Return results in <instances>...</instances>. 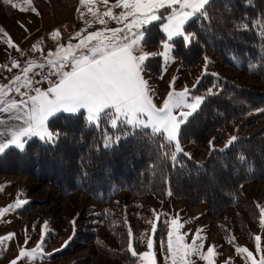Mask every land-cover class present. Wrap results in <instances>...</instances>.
I'll use <instances>...</instances> for the list:
<instances>
[{
    "label": "rangeland",
    "instance_id": "rangeland-1",
    "mask_svg": "<svg viewBox=\"0 0 264 264\" xmlns=\"http://www.w3.org/2000/svg\"><path fill=\"white\" fill-rule=\"evenodd\" d=\"M54 1L55 3L53 0H33L32 5H28L24 0H14L19 5L17 8L0 2V28L8 34L4 36L0 33V66H7L0 67V83L7 84L15 75L22 74L20 69L13 68L11 72L7 70L11 67L12 61H20L22 65L28 60L45 63L47 53L55 51L61 43L65 46L68 43H77L74 41L75 30L81 31L85 25H74L73 21L70 22L71 17L66 4L61 6L59 0ZM21 7L29 9L35 7L37 11H21ZM54 30L60 33L55 39ZM9 37L17 47L8 45ZM166 39V36L155 41L144 39L142 45L147 52L157 53L150 56L147 61L144 78L155 93L153 100L158 107L162 106L173 80L176 91L183 90L185 86L189 89L193 87L204 72L205 57L208 58L207 71L227 77L238 85L264 90V80L259 76L229 67L209 51L205 52L201 63L194 67H185L179 58L176 59L173 50L169 56L175 59L166 62L164 57L159 55L163 51V41ZM47 41L52 42L51 49L45 46ZM34 45H39L35 51ZM17 48L22 50L23 55ZM35 78L39 79L38 76ZM37 86L46 88L47 83ZM11 95L16 96L15 93ZM255 113L260 114L259 123L250 126L244 135H252L264 127V111L255 110ZM190 131H193V127ZM236 133L237 130L231 125L222 131L214 128L210 130L205 146L201 144L195 146L182 141L181 145L184 152L193 155L200 163L208 157L210 141L214 146L225 145L231 136H236ZM63 144V154L57 156V152L56 159L58 157L64 163H69L72 159L74 161L72 163L84 164V161L78 158L79 151H76L77 144L74 141L70 142L68 151V146H65V142ZM86 148L83 151L86 152ZM16 157L7 154L0 160V209L14 204L18 198L27 200L28 203L0 217V237L15 234L0 245V264H10L14 259H18V264H126L120 253L125 250L123 239L127 236L125 231L128 232L129 227L133 231L131 238L133 247L138 253L148 250L147 240L152 238L157 264H171V260L165 261L164 254L160 252V238L164 237L166 243L167 228L159 225V231L154 236L151 224L148 223L156 222L155 217L158 213L167 214V218H177L182 222L181 232L187 234L185 243L190 244L197 230H201L200 235L205 238L204 254H207V247L216 246L214 264H251L245 260L246 254L235 251L236 246L247 247L253 251L257 260L260 255H264V229L259 225L257 208V205L264 207V176L241 188L240 201L224 206L216 212L215 208L212 209L200 202L192 203L172 196L166 202H162L151 195L134 196L126 192L104 203L82 190L64 191V184L61 181H58L61 187H57L54 181L60 176L59 173H65L61 167L67 166L58 162L60 167L56 166L58 169L54 170L53 163L56 159L43 160L40 163L41 159L36 156L32 160ZM215 182L217 185L216 190L213 188L214 196L218 190L225 195L228 182L218 177ZM119 228H123L121 230L124 231L123 234ZM42 233L44 243L40 251L44 254L43 258L35 262L30 258H19L18 253L21 246L25 245L26 239L28 243L25 250L31 251L41 243ZM256 235L262 236L261 253L255 251ZM233 237L234 242L229 243L228 239ZM50 254L51 258L48 257ZM193 259L196 260V264H207V261L198 260L196 257ZM136 264L142 262L137 261Z\"/></svg>",
    "mask_w": 264,
    "mask_h": 264
},
{
    "label": "snow or ice",
    "instance_id": "snow-or-ice-1",
    "mask_svg": "<svg viewBox=\"0 0 264 264\" xmlns=\"http://www.w3.org/2000/svg\"><path fill=\"white\" fill-rule=\"evenodd\" d=\"M0 2L12 8L19 7L14 0ZM96 2L97 0H79L81 5ZM99 2L107 10L100 13L89 7L88 12L92 14L93 19L85 21V26L87 28L98 22L104 26L102 31L82 34L85 28L76 32L75 38L79 42L68 43L66 46L60 44L55 51L47 53L45 63L28 60L22 65L20 61L14 60L11 67L7 68L9 72L13 68L20 69L22 74L15 75L7 84L0 83V154L10 147L23 151L27 141L33 137L54 143L59 134L50 131L49 119L57 113L75 114L83 110L89 124L100 127L101 122H106L114 130L113 135H109L105 130V148L118 143L122 137L139 132L149 142L158 141L162 155L168 157L173 166L180 163L178 156L181 154L190 158V154L182 148L180 136L182 126L198 113L206 99L203 95L194 94L200 79H197L192 89L185 86L181 91L175 90L173 80L162 106L158 107L153 100L155 93L144 78L147 61L157 53L147 52L142 45L146 26L160 21L167 39L163 41V51L159 55L163 56L166 62L174 60V57L169 56L174 48V38L182 37L185 47H188L195 39V34L187 31V26L193 21L210 19L208 9L212 0H114L111 4L110 0ZM24 3L32 5L33 0H24ZM117 8L121 9L118 14L113 11ZM20 10L37 11L35 7H21ZM105 17L122 27L109 28ZM261 23H264V20ZM238 27L246 30L248 24L241 23ZM0 33L8 35L2 28ZM59 35V31H55L53 39ZM258 36L264 40V30L258 32ZM7 43L10 47H17L10 37ZM38 47L39 45H34L33 51ZM17 51H21L23 55L22 50L17 48ZM255 66L250 62V69ZM207 67L208 58L205 57L204 75L209 74ZM45 68L48 69L47 72L43 71ZM36 69L41 71L37 72ZM211 75L218 77L216 73ZM37 76L39 79L35 78ZM44 82L48 85L46 89L37 86ZM12 93L16 96H12ZM209 94H212V90H209ZM237 140V136H231L225 148ZM209 143L212 147V142ZM241 159L243 160V157ZM27 203V200L18 198L14 204L0 209V217L20 209ZM257 208L259 225L264 229V207L257 205ZM155 219L156 222L148 221L154 236L159 231V225L167 228L166 243L164 237L160 238V252L164 254L165 261L170 259L171 264H196L193 259L196 257L198 260L207 261V264H214L216 246L207 247V254H204L205 238L200 235L201 230H197L189 244L185 243L187 234L181 232L183 224L179 219H169L167 214L161 213L156 214ZM127 234L129 237L133 236L131 227ZM14 235L10 233L0 237V245ZM43 236L42 233L41 243L31 251L25 250L28 243L26 239L18 257L30 258L33 262L43 258L44 254L40 251L44 243ZM261 240V235L255 236L256 253L262 251ZM228 242L233 243L234 237L228 239ZM66 244L67 242L65 246ZM147 249L138 253L131 240L129 241L127 251L134 258L133 264H136L137 260L142 264H157L152 238L147 240ZM235 251L246 254L244 258L251 264H264V255H260L257 260L253 251L247 247L236 246ZM10 264H18V259H14Z\"/></svg>",
    "mask_w": 264,
    "mask_h": 264
},
{
    "label": "trees",
    "instance_id": "trees-1",
    "mask_svg": "<svg viewBox=\"0 0 264 264\" xmlns=\"http://www.w3.org/2000/svg\"><path fill=\"white\" fill-rule=\"evenodd\" d=\"M208 13L209 20L193 21L187 26V31L195 34L188 47H185L182 37L174 39L176 59L179 58L187 68L194 67L209 51L225 65L264 80V40L258 36V32L264 30V23H261L264 20V0H212ZM241 23H247L248 28H239ZM161 25L159 21L146 27L145 41L164 38ZM250 62L256 65L252 69L249 68ZM207 72L208 75L199 77L200 82L194 90V94L203 95L206 99L198 113L182 126L180 140L205 146L210 130L222 131L230 125L237 130L238 140L227 148L226 144H212L203 162L198 163L190 153V158L181 154L178 156L180 163L173 166L170 159L162 155L159 142H149L139 132L122 137L118 143L105 148L104 132L107 130L109 135H113L114 130L106 122H101L100 127L89 124L83 111L59 113L50 119L49 129L59 134L54 143L32 139L23 151L8 149L0 160L7 154L30 160L36 156L41 159L40 163L54 160L57 152V156L63 154L64 142L68 151L70 142L74 141L76 151H79L78 158L84 164L72 163V159L64 163L58 157L53 163L54 170L58 169V162L68 168L61 167L65 173H59L54 181L57 187H61L58 181L63 182L64 191L82 190L104 203L122 192L134 196L151 195L162 202L172 196L192 203L200 202L217 212L240 201L241 188L264 176V127L257 133L244 135L250 126L259 123L260 114L255 110L264 108V90L238 85L218 73L217 77L211 75L215 72ZM192 127L193 131H190ZM217 177L228 182L225 195L219 190L215 196L213 194ZM122 229L119 228L120 231ZM125 233L127 236L123 242L126 246L120 256L126 264H133L134 258L127 251L129 241L133 240L127 231ZM48 257L51 258V254Z\"/></svg>",
    "mask_w": 264,
    "mask_h": 264
},
{
    "label": "crops",
    "instance_id": "crops-1",
    "mask_svg": "<svg viewBox=\"0 0 264 264\" xmlns=\"http://www.w3.org/2000/svg\"><path fill=\"white\" fill-rule=\"evenodd\" d=\"M59 1H60V5L61 6H65V4H66V6H67V12H68L69 16L71 17L70 18V22L73 21L74 25H76V24L85 25V21H90V20L93 19V17L92 18L90 17V15L92 16V14H89V12H88V8L89 7H92L94 11H98L100 13H103V11L107 10L106 7L102 3L99 2V0H97L96 3L86 4V5H81L79 3V0H59ZM53 2L55 3L54 0H53ZM113 2H114V0H110V4L113 3ZM113 11L118 14L121 11V9L117 8V9H113ZM81 13L83 15H81ZM105 19L108 20L107 17H105ZM80 27H82V26H80ZM108 27L109 28L122 27V25H118L115 21L108 20ZM85 28H86V26H84V29ZM103 29H104V26L99 25V23L97 22V23H93V24L87 26V28H86V30L84 31L83 34H87V33L93 32V31H102ZM78 31H79L78 29L75 30V32H78ZM74 39H75L74 40L75 42H77V43L79 42L78 39H76L75 37H74ZM143 44H144V41H143ZM46 88H44V89H46ZM81 111H83V110H81ZM61 113H63V112H61ZM57 114H59V113H57ZM54 117H51L50 119H53ZM50 119H49V121H50ZM49 121H48V127H49ZM32 139H39V138L38 137H33L30 140H32ZM30 140H28V141H30ZM11 148H15V147H10L9 149H11ZM15 149H17V148H15ZM0 155H2V154H0ZM186 241L187 240H186V237H185V242Z\"/></svg>",
    "mask_w": 264,
    "mask_h": 264
},
{
    "label": "built area",
    "instance_id": "built-area-1",
    "mask_svg": "<svg viewBox=\"0 0 264 264\" xmlns=\"http://www.w3.org/2000/svg\"><path fill=\"white\" fill-rule=\"evenodd\" d=\"M62 44V43H61ZM45 46L48 48V49H51V46H52V42L51 41H47L45 42ZM43 71L47 72V68H45Z\"/></svg>",
    "mask_w": 264,
    "mask_h": 264
}]
</instances>
